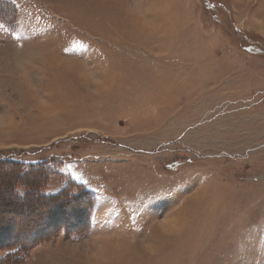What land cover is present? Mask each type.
Wrapping results in <instances>:
<instances>
[{
	"label": "rangeland",
	"instance_id": "obj_1",
	"mask_svg": "<svg viewBox=\"0 0 264 264\" xmlns=\"http://www.w3.org/2000/svg\"><path fill=\"white\" fill-rule=\"evenodd\" d=\"M0 25V264H264V0Z\"/></svg>",
	"mask_w": 264,
	"mask_h": 264
},
{
	"label": "crops",
	"instance_id": "obj_2",
	"mask_svg": "<svg viewBox=\"0 0 264 264\" xmlns=\"http://www.w3.org/2000/svg\"><path fill=\"white\" fill-rule=\"evenodd\" d=\"M90 9H93L94 10V8H90ZM106 10V9H105ZM75 15V17H79V14H74ZM77 17V18H78ZM131 23L133 22V21H131V19L129 20ZM73 25L75 24V23H72ZM133 24V23H132ZM77 25H79L78 23H77ZM75 26V25H74ZM80 26V25H79ZM114 29V28H113ZM118 36H115V37H117V38H119V37H122V38H125V39H129V37L130 36H128L127 34L125 35V34H122V33H118L117 34ZM100 37H103V38H105V36H108V38H111L109 35H99ZM130 38H132V36L130 37ZM134 38V37H133ZM147 39V38H146Z\"/></svg>",
	"mask_w": 264,
	"mask_h": 264
},
{
	"label": "snow or ice",
	"instance_id": "obj_3",
	"mask_svg": "<svg viewBox=\"0 0 264 264\" xmlns=\"http://www.w3.org/2000/svg\"><path fill=\"white\" fill-rule=\"evenodd\" d=\"M0 27H2V25H0Z\"/></svg>",
	"mask_w": 264,
	"mask_h": 264
}]
</instances>
